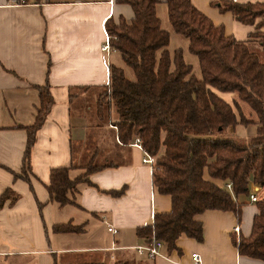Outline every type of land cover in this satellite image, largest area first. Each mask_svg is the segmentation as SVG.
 I'll return each mask as SVG.
<instances>
[{"label": "crops", "instance_id": "1", "mask_svg": "<svg viewBox=\"0 0 264 264\" xmlns=\"http://www.w3.org/2000/svg\"><path fill=\"white\" fill-rule=\"evenodd\" d=\"M189 1L220 25L224 35L253 41L249 34L254 26L220 11L215 4L222 0ZM158 6L165 15L163 0ZM132 15L130 6L119 0H0V194L8 189L15 197L0 207V264H196L193 252L199 264H264L239 255L231 242L232 236L250 233L257 210L247 197L242 198L246 204L239 220L230 211L215 209L195 215L201 241L180 236L176 250L162 247L153 259L132 249L144 242L135 229L170 208L169 196L152 187L150 165L141 162L133 139L121 143L106 106L99 114L96 109V98L108 81V64L120 63L116 52L100 50L107 36L104 21L122 18L129 23ZM44 83L51 102L35 133L26 181L14 174L22 172L23 127L33 123L39 103L35 86ZM212 91L232 105V93ZM255 128L247 124L249 132L244 133L242 125H235L234 133L246 137ZM89 162L105 166L87 176L89 183L76 186L73 203L50 202L45 188L50 169L68 167L73 178L82 172L77 166ZM67 222L83 225V230L52 231L53 225ZM108 226L116 233L108 232Z\"/></svg>", "mask_w": 264, "mask_h": 264}, {"label": "trees", "instance_id": "2", "mask_svg": "<svg viewBox=\"0 0 264 264\" xmlns=\"http://www.w3.org/2000/svg\"><path fill=\"white\" fill-rule=\"evenodd\" d=\"M119 1L128 4L133 15L129 23L122 18L117 23L104 21L109 44L122 65L108 64V81L96 98V109L99 114L106 106L121 143L139 139L153 157L152 187L170 198L169 210L154 214L149 224L135 229L136 235L160 240L165 252L177 249L180 236L201 241V223L194 216L215 209L230 211L239 220L246 204L242 198L253 183L259 190L250 233L232 236L231 242L239 255L264 261V63L250 51V40L224 35L222 27L189 0H163L170 31L187 40V50L196 58V76L179 47L167 49L169 31L156 14L159 0ZM215 5L229 11L234 20L253 25L249 37L264 52V0H222ZM35 88L39 103L33 123L23 127L22 172L14 174L26 181L24 170L35 133L51 102L46 83ZM212 89L232 93L234 109ZM240 103L254 119L243 114ZM237 124H255V132L240 137L233 129ZM103 166L90 162L77 166L82 172L73 178L68 167L50 169L45 186L49 201L59 206L73 203L76 186L89 183L87 176ZM5 199L9 203L15 199L8 189L0 194V207ZM82 226L67 222L53 225L52 231L78 233Z\"/></svg>", "mask_w": 264, "mask_h": 264}, {"label": "built area", "instance_id": "3", "mask_svg": "<svg viewBox=\"0 0 264 264\" xmlns=\"http://www.w3.org/2000/svg\"><path fill=\"white\" fill-rule=\"evenodd\" d=\"M100 50L104 52L106 55H109L110 53L114 52V49L110 46L109 44V37L108 35L106 36L105 42L100 46ZM132 144L136 147H138L141 152H142V157H141V162L143 164L147 165H152L153 163V157H151L149 154H147L141 147L140 141L137 137L133 139ZM225 188L227 190H230V184L226 183ZM259 188L253 184V187L251 186V189L248 191L247 199L249 203H254L256 200V193L258 192ZM233 232L237 233L238 227L234 226L233 227ZM107 231L115 234L116 230L112 228L111 226L107 227ZM163 244L160 240L155 239V238H149V239H144V242L140 245L133 246L132 249L135 251V253L138 256L144 257L146 259H153L154 257L158 256L160 254V250L162 248ZM191 258L194 263L199 264V256L196 253H191Z\"/></svg>", "mask_w": 264, "mask_h": 264}, {"label": "rangeland", "instance_id": "4", "mask_svg": "<svg viewBox=\"0 0 264 264\" xmlns=\"http://www.w3.org/2000/svg\"><path fill=\"white\" fill-rule=\"evenodd\" d=\"M162 12H163V8L158 6L156 9V14L160 18L161 27L164 29H167L169 31V42L167 45V49L172 50L174 48L179 47L181 49L184 60L191 65L192 72L196 76H198L199 75V69L197 66V61H196L195 56L192 55L191 53H189L187 50V40L183 37L175 35L173 32L170 31L169 24L165 18V15H163ZM258 20L259 19H256L255 22H257ZM248 47H249L250 51H252L253 53L256 54L258 61L261 63H264V52L260 49V47L257 45V43L251 42V43H249ZM118 65H122V64L118 63ZM125 71L127 72L128 70L125 69ZM231 95H233V94H231ZM240 104H241L243 114L249 119H254V115L249 110V108L246 105H244L243 103H240ZM232 108H233V106H232ZM237 125H241V124H237ZM242 126H243V129L245 130L244 133L249 132V130L247 131V129H246V125H242ZM11 261L10 262L7 261L6 264H15V262H13V261L11 262Z\"/></svg>", "mask_w": 264, "mask_h": 264}]
</instances>
